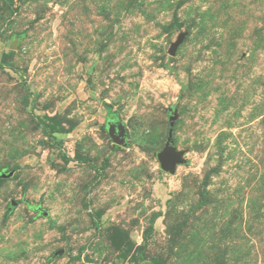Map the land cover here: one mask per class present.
<instances>
[{
	"label": "rangeland",
	"instance_id": "374dc122",
	"mask_svg": "<svg viewBox=\"0 0 264 264\" xmlns=\"http://www.w3.org/2000/svg\"><path fill=\"white\" fill-rule=\"evenodd\" d=\"M9 173L0 264H264V0H0Z\"/></svg>",
	"mask_w": 264,
	"mask_h": 264
},
{
	"label": "water",
	"instance_id": "95a60500",
	"mask_svg": "<svg viewBox=\"0 0 264 264\" xmlns=\"http://www.w3.org/2000/svg\"><path fill=\"white\" fill-rule=\"evenodd\" d=\"M183 41V36L181 35L176 42H174L170 49L169 53L171 55L176 54V50L179 47V45ZM175 117H172L174 119ZM173 124V122H172ZM110 135L112 139L114 140L115 143L120 144V145H126V132L123 126H117L112 124L110 126ZM184 152L177 150V148L174 145V137H173V131H170L168 134V137L165 141V145L162 150H160L157 153L158 160L160 162L161 169L164 170L165 172L169 173H175L177 169V165L184 163L185 159L183 158ZM12 175V173L9 174H1L0 176L2 177H9ZM64 251L61 250L58 252V254L63 253Z\"/></svg>",
	"mask_w": 264,
	"mask_h": 264
}]
</instances>
